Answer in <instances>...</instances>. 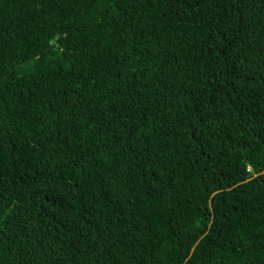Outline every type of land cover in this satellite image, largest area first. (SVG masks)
<instances>
[{
    "label": "trees",
    "instance_id": "obj_1",
    "mask_svg": "<svg viewBox=\"0 0 264 264\" xmlns=\"http://www.w3.org/2000/svg\"><path fill=\"white\" fill-rule=\"evenodd\" d=\"M0 264H264V0H0Z\"/></svg>",
    "mask_w": 264,
    "mask_h": 264
},
{
    "label": "clouds",
    "instance_id": "obj_2",
    "mask_svg": "<svg viewBox=\"0 0 264 264\" xmlns=\"http://www.w3.org/2000/svg\"><path fill=\"white\" fill-rule=\"evenodd\" d=\"M43 118L30 110H25L20 113V121L21 125L24 129V133L28 140L31 141L33 138V134L35 131L41 126ZM42 122V123H41ZM60 139V140H59ZM59 139L54 143L57 146L60 142L65 141L66 137L64 133L60 135ZM67 173L65 172H58L55 177L57 178H65Z\"/></svg>",
    "mask_w": 264,
    "mask_h": 264
}]
</instances>
